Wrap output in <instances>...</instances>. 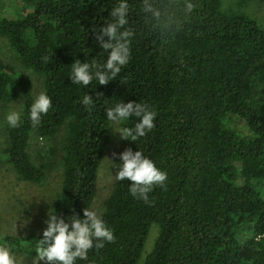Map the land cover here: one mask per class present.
I'll list each match as a JSON object with an SVG mask.
<instances>
[{"label": "trees", "instance_id": "1", "mask_svg": "<svg viewBox=\"0 0 264 264\" xmlns=\"http://www.w3.org/2000/svg\"><path fill=\"white\" fill-rule=\"evenodd\" d=\"M16 1V17L0 11V163L40 186L59 171L50 212L83 217L96 200L113 138L106 108L135 101L157 113L155 127L125 149L165 171V187L154 186L145 203L131 181L115 178L100 215L116 239L76 264H264V13L248 10L264 0H190L191 14L186 0H154L158 18L127 0L129 62L107 85L94 78L88 86L72 83V63H106L95 32L119 0ZM31 73L52 100L36 127ZM12 105L16 128L7 121ZM42 235H0V245L32 264Z\"/></svg>", "mask_w": 264, "mask_h": 264}, {"label": "clouds", "instance_id": "2", "mask_svg": "<svg viewBox=\"0 0 264 264\" xmlns=\"http://www.w3.org/2000/svg\"><path fill=\"white\" fill-rule=\"evenodd\" d=\"M196 5L186 0L184 10L191 14ZM130 5L127 0H119L117 6L111 10L110 22H107L95 32L96 42L100 47L108 51L106 63L103 65L89 64L76 60L72 63V83L88 86L95 78L99 84L107 85L109 81L115 80L120 73L122 66L130 59L131 38L134 36V29L128 25V13ZM141 11L159 17L160 9L154 0H142ZM104 37H107L105 40ZM101 95L100 93H97ZM83 103L88 106L92 104V96L85 95ZM52 107V100L46 93H40L30 107V120L33 127L41 123L42 115H47ZM107 119L114 123L127 121L130 117H138L134 128L123 127L117 129L122 139L136 141L145 136L155 127L154 120L157 113L141 102L123 101L114 107L106 108ZM9 125L13 128L20 126V113L12 111L7 116ZM115 156L116 153H113ZM122 164L115 175L116 180L131 181L129 191L145 203H149L148 194L154 186L165 187L168 179L167 173L158 168L155 162L144 156L140 150L133 151L125 149L119 154ZM83 217L73 213L66 221L62 215L55 211L48 213L45 221L47 227L43 230L42 238L37 241L35 248L36 256L32 264H76L77 260H87L88 252L95 247H104L105 242H114L116 237L114 231L108 227L102 216L95 210L88 207L83 209ZM0 264H18V261L11 249L0 245Z\"/></svg>", "mask_w": 264, "mask_h": 264}, {"label": "rangeland", "instance_id": "3", "mask_svg": "<svg viewBox=\"0 0 264 264\" xmlns=\"http://www.w3.org/2000/svg\"><path fill=\"white\" fill-rule=\"evenodd\" d=\"M16 2V0H0L2 16L7 18L16 17L17 14L14 11V6L18 4ZM248 10L253 11L252 13L255 16H261L264 13V1L251 3ZM5 49L4 46L0 45V52H5ZM30 78L33 82L34 97L36 98L42 93L41 79L33 73L30 74ZM12 108L13 111L17 110L16 105ZM240 124L238 122V126ZM117 129H120L118 124L113 122L111 130L113 138L107 146L99 168V191L91 206V210H95L99 214L101 213V203L115 179L118 164L121 160L119 154L126 148V145L128 146V139H122L121 134L115 131ZM1 146L0 142V148H2ZM113 153H116V155L114 156ZM0 161H2L1 156ZM7 168L9 167L5 163H0V235L13 234L24 237L29 233L42 234L46 228L45 222H42L43 218L50 210L49 203L53 199V194L58 190L59 177L57 175L59 171L51 172L46 181L40 186L25 181H17L14 172L7 170ZM152 238V236H149L146 248L150 247ZM12 253L17 260L23 261V256L14 251ZM26 259L28 258L26 257ZM40 264H44V261H41Z\"/></svg>", "mask_w": 264, "mask_h": 264}]
</instances>
